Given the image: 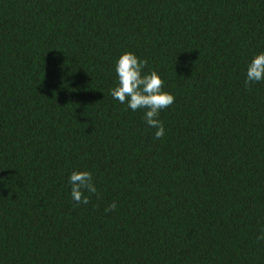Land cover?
I'll return each instance as SVG.
<instances>
[{
	"label": "trees",
	"instance_id": "obj_1",
	"mask_svg": "<svg viewBox=\"0 0 264 264\" xmlns=\"http://www.w3.org/2000/svg\"><path fill=\"white\" fill-rule=\"evenodd\" d=\"M125 50L175 97L159 140L109 95ZM260 51L264 0H0V264H264Z\"/></svg>",
	"mask_w": 264,
	"mask_h": 264
},
{
	"label": "clouds",
	"instance_id": "obj_2",
	"mask_svg": "<svg viewBox=\"0 0 264 264\" xmlns=\"http://www.w3.org/2000/svg\"><path fill=\"white\" fill-rule=\"evenodd\" d=\"M147 60L134 52L125 50L114 61L115 85L109 89V95L127 109L142 111L145 125L153 129V138L161 139L165 135L163 122L158 118L162 110L174 103V95L163 88L164 81L156 70L145 71ZM264 81V51L252 55L245 66V85ZM67 184L70 197L76 205H87L89 194L95 195L97 188L93 174L88 169H73L68 173ZM115 202L105 211H114ZM264 240V229L257 236Z\"/></svg>",
	"mask_w": 264,
	"mask_h": 264
}]
</instances>
